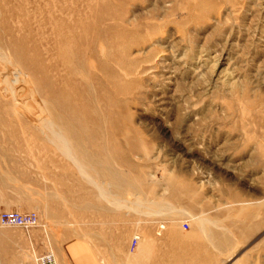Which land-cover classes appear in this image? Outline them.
Listing matches in <instances>:
<instances>
[{
  "label": "rangeland",
  "instance_id": "rangeland-1",
  "mask_svg": "<svg viewBox=\"0 0 264 264\" xmlns=\"http://www.w3.org/2000/svg\"><path fill=\"white\" fill-rule=\"evenodd\" d=\"M11 211L0 264H264V0H0Z\"/></svg>",
  "mask_w": 264,
  "mask_h": 264
},
{
  "label": "crops",
  "instance_id": "crops-1",
  "mask_svg": "<svg viewBox=\"0 0 264 264\" xmlns=\"http://www.w3.org/2000/svg\"><path fill=\"white\" fill-rule=\"evenodd\" d=\"M98 246V249L105 254L106 249L109 251L111 249L110 240L107 243H99ZM57 255L61 262L66 258L69 264H99L95 248L89 242L83 240L69 242L66 247L62 246L57 249Z\"/></svg>",
  "mask_w": 264,
  "mask_h": 264
},
{
  "label": "built area",
  "instance_id": "built-area-1",
  "mask_svg": "<svg viewBox=\"0 0 264 264\" xmlns=\"http://www.w3.org/2000/svg\"><path fill=\"white\" fill-rule=\"evenodd\" d=\"M39 219L35 213H19V212H3L0 214L1 227H16L20 229H32L38 226ZM185 229L188 224L184 223ZM140 237L135 235L130 241V249L137 247ZM37 264H56V261L51 253H47L37 259Z\"/></svg>",
  "mask_w": 264,
  "mask_h": 264
},
{
  "label": "bare ground",
  "instance_id": "bare-ground-1",
  "mask_svg": "<svg viewBox=\"0 0 264 264\" xmlns=\"http://www.w3.org/2000/svg\"><path fill=\"white\" fill-rule=\"evenodd\" d=\"M10 69V68H9ZM9 75V74H8ZM15 80H17V78L15 79ZM16 82L17 81H15L14 83L16 84ZM18 83V82H17ZM13 85V84H12ZM11 85V86H12ZM18 85V84H17ZM15 89V88H14ZM17 90H18V88H17ZM20 91V90H19ZM15 97V96H14ZM30 101V100H29ZM30 103V105H31V102H29ZM35 105V104H34ZM38 113V112H37ZM47 120V119H46ZM59 130V129H58ZM54 140V139H53ZM55 141V140H54ZM67 147L66 146H63V149H66ZM70 157V156H69ZM72 159V158H71ZM73 160V159H72ZM80 168V167H79ZM81 169V168H80ZM82 171V170H81ZM83 173V172H82ZM85 177H87V176H85ZM88 178V177H87ZM87 178H85L86 180H88ZM91 182V181H90ZM92 185H94V184H92ZM95 187V186H94ZM104 187V186H103ZM96 189H98V187L96 188ZM116 189V188H115ZM99 191V190H98ZM101 191V190H100ZM100 193V192H99ZM101 195H102V191H101V193H100ZM106 195V194H105ZM102 196H104V195H102ZM105 197V196H104ZM116 204V203H115ZM119 204V203H118ZM116 205L117 207L119 206V205ZM54 257V256H53ZM55 259V258H54ZM56 261V260H55ZM57 264V263H56Z\"/></svg>",
  "mask_w": 264,
  "mask_h": 264
}]
</instances>
